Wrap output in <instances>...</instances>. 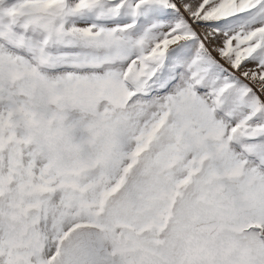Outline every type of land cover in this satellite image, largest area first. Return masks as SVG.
<instances>
[{"label":"snow or ice","instance_id":"snow-or-ice-1","mask_svg":"<svg viewBox=\"0 0 264 264\" xmlns=\"http://www.w3.org/2000/svg\"><path fill=\"white\" fill-rule=\"evenodd\" d=\"M0 264H264V0H0Z\"/></svg>","mask_w":264,"mask_h":264}]
</instances>
